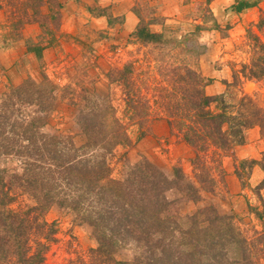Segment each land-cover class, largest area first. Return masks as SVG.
I'll use <instances>...</instances> for the list:
<instances>
[{
  "label": "rangeland",
  "instance_id": "1",
  "mask_svg": "<svg viewBox=\"0 0 264 264\" xmlns=\"http://www.w3.org/2000/svg\"><path fill=\"white\" fill-rule=\"evenodd\" d=\"M105 3L0 0V104L26 80L47 77L56 101L42 132L75 147L87 141L79 117L104 120L111 107L128 138L106 155L111 179L124 180L147 160L176 184L165 193L166 216L186 227L188 216L213 209L252 241L264 231V171L251 164L264 151L260 128L248 129L243 145L196 159L177 123L197 115L204 95L229 104L249 95L264 107V78L241 73L256 57L250 34L264 45V0H133L131 32L125 15L114 17ZM139 27L160 36L140 39ZM0 171L9 181L22 172L21 160L0 152ZM17 193L11 208L34 205L28 193ZM45 219L57 233L44 264H101L91 254L98 247L93 228L72 210L53 204ZM261 246L253 251L257 264H264ZM135 255L129 242L113 256L132 261Z\"/></svg>",
  "mask_w": 264,
  "mask_h": 264
},
{
  "label": "trees",
  "instance_id": "2",
  "mask_svg": "<svg viewBox=\"0 0 264 264\" xmlns=\"http://www.w3.org/2000/svg\"><path fill=\"white\" fill-rule=\"evenodd\" d=\"M135 35L146 40L160 36L145 27ZM249 38L255 43L256 57L250 68L243 65L241 73L260 80L264 45L255 34ZM55 101L54 88L43 77L41 82L28 79L11 89L0 104V152L22 164V172L9 181L0 171V264H44L57 233L56 223L45 219L53 204L72 210L93 228L98 247L91 254L101 264H257L253 251L261 244L264 253V231L249 241L231 219L213 209L188 216L183 227L165 215L170 207L165 193L176 184L149 161L139 162L122 181L110 178L106 155L128 140L111 107L104 120L84 113L79 117L87 138L81 147L45 135L42 128ZM213 104L215 111L210 109ZM197 109L196 116L177 123L180 131L184 129V141L196 150V159L200 152L243 145L245 132L254 126L264 136V107L249 95L235 104L223 96L204 95ZM244 163L240 161V166ZM251 164L264 171V151ZM237 176L241 178L238 170ZM175 177L182 179L178 169ZM17 192L28 193L34 205L11 208ZM129 242L135 244L134 259L117 261L115 251Z\"/></svg>",
  "mask_w": 264,
  "mask_h": 264
},
{
  "label": "crops",
  "instance_id": "3",
  "mask_svg": "<svg viewBox=\"0 0 264 264\" xmlns=\"http://www.w3.org/2000/svg\"><path fill=\"white\" fill-rule=\"evenodd\" d=\"M104 1L107 2V3H105V6L111 7V11H112L114 17L119 16L122 13L125 15V26L129 25V29H130L129 32H131L133 30V28L136 26V23H134L136 21V19H135L136 16L133 13V5H134L133 0H104ZM129 1H131V2L129 3ZM115 3H117V4H115ZM122 4H125V5H122ZM90 6H92L91 3H89L87 5V8ZM117 10H122V12L116 13ZM132 24H133V26H132ZM230 178L232 179L231 176H230Z\"/></svg>",
  "mask_w": 264,
  "mask_h": 264
}]
</instances>
